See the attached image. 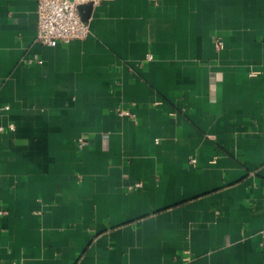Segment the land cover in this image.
Returning <instances> with one entry per match:
<instances>
[{
	"label": "crops",
	"instance_id": "1",
	"mask_svg": "<svg viewBox=\"0 0 264 264\" xmlns=\"http://www.w3.org/2000/svg\"><path fill=\"white\" fill-rule=\"evenodd\" d=\"M38 1L0 0V264H264V0H100L56 46Z\"/></svg>",
	"mask_w": 264,
	"mask_h": 264
},
{
	"label": "built area",
	"instance_id": "2",
	"mask_svg": "<svg viewBox=\"0 0 264 264\" xmlns=\"http://www.w3.org/2000/svg\"><path fill=\"white\" fill-rule=\"evenodd\" d=\"M91 1L95 4L100 0H39L37 40L46 45L56 46L75 39L87 38L90 34V24L82 19L79 5ZM216 45L221 47L222 40L217 39ZM4 109L9 110L10 106L5 105ZM119 114L130 115V111L119 109ZM9 128L14 129L15 125L11 123ZM134 186L141 187L142 183L137 182Z\"/></svg>",
	"mask_w": 264,
	"mask_h": 264
},
{
	"label": "water",
	"instance_id": "3",
	"mask_svg": "<svg viewBox=\"0 0 264 264\" xmlns=\"http://www.w3.org/2000/svg\"><path fill=\"white\" fill-rule=\"evenodd\" d=\"M93 4L94 3L91 1V2H87V3H84V4L79 5V10H80L82 19L85 22H88L89 21V18H90V10H91Z\"/></svg>",
	"mask_w": 264,
	"mask_h": 264
}]
</instances>
